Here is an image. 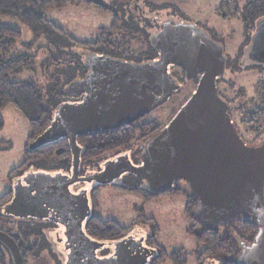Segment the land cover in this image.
Instances as JSON below:
<instances>
[{
	"label": "water",
	"instance_id": "1",
	"mask_svg": "<svg viewBox=\"0 0 264 264\" xmlns=\"http://www.w3.org/2000/svg\"><path fill=\"white\" fill-rule=\"evenodd\" d=\"M151 44L159 54L157 60L136 63L108 56L88 60L90 72L68 86V94L83 95L82 101L61 104L49 128L29 145V150H34L66 139L73 156L71 176H31V180L40 179L50 186L49 195L30 188L28 178L24 191L16 192L8 209L20 208L15 215L27 217L36 216L28 212L36 204L37 212L54 208L59 215L75 217L68 218L69 234L86 241L81 216L89 215L88 196L85 191L73 195L70 186L79 182L107 186L131 174L142 180L149 192L159 195L182 180L197 201L195 216L199 220L255 222L258 233L251 245L242 248L239 258L243 264H264V138L247 144L229 114L231 105L219 93L217 80L227 67L223 46L194 24L174 26L153 36ZM248 53L253 62L264 66V20L257 25ZM171 67H180L186 79H198V83L170 122L147 140L140 163L135 165L128 155L120 156L106 163L101 173L79 178L77 138L129 126L167 103L179 91ZM157 90L160 95L155 94ZM47 196L54 207L46 204ZM0 242L9 250L13 264H23L11 237L0 232ZM132 257L145 264L138 255ZM119 259L98 260L96 264H120Z\"/></svg>",
	"mask_w": 264,
	"mask_h": 264
},
{
	"label": "flooded vegetation",
	"instance_id": "2",
	"mask_svg": "<svg viewBox=\"0 0 264 264\" xmlns=\"http://www.w3.org/2000/svg\"><path fill=\"white\" fill-rule=\"evenodd\" d=\"M88 1L92 3L91 5L95 9H97L96 7L100 6L105 7L106 11L102 12L111 14L113 17V23L108 28L100 29V37H98L96 41L92 42L93 45L91 48L72 54L76 57L75 62L78 64L77 73L73 76L72 82L81 81L90 72L87 63L88 60L94 56H108L113 59L136 63L157 60L159 58V54L151 44L152 37L159 33L167 32L172 27L179 24L196 25L198 28L205 31L215 43L222 45L225 53V43L219 39L218 35L215 34L214 31L208 30L206 27L202 26L203 24H201L199 20H190L180 17L185 15V13L180 11L183 15L179 14L176 9L175 10L177 13L175 14L174 11H172L174 9H163L164 7L162 6L157 7L151 2V0H125L124 2L120 1L117 4H114L117 0H104L103 2H99L98 0ZM248 2L249 0H221L219 5L216 7V12L219 14L222 20H237L242 23L244 30L239 58L238 60H230L226 55L227 66L229 63L236 66L237 62L240 60L243 61L244 50H246L247 46L252 42L257 25L259 24V22H256L254 30L252 29L251 32H246V25L248 24L242 21L241 12L245 11L244 8L247 6ZM164 5L172 6L171 4ZM116 21L118 22L116 23ZM115 24L117 30L112 31ZM247 68H250L256 74H260L264 79V70L262 68L255 69L249 66L244 67L241 72ZM170 74L179 85L180 91L182 87L180 79L185 77L184 71L180 67H171ZM226 80H228L227 68L225 75L217 80V85L222 98H225L224 96L227 93L226 90L228 85ZM193 81H195L196 84L198 83V79ZM261 82L264 83V81ZM68 88L69 87H67V94ZM243 92L246 94L244 89ZM260 93V104L262 105L259 106L254 107V103H252V101L248 103L246 97L243 95H239L236 98V105L231 102L236 107L231 106L229 114L232 117V120L235 123L241 137L247 144H254L255 142H258L259 139L264 137V92L260 91ZM155 94L160 95V92L157 90L155 91ZM62 99L65 100L64 103H79L82 101L83 95L68 94L64 95ZM258 103L256 104L258 105ZM250 104L253 105V109L251 111L249 110L250 108H247L250 106ZM176 113L177 111L173 113V116ZM254 114L262 116V124H257L258 120H256V116L255 118L253 117ZM173 116L170 117L169 120H171ZM243 116H245V118L247 117V119H243ZM147 117L142 118L131 125H137L140 122H146L145 119ZM239 117H242V120ZM244 121L251 124L254 122L255 126L257 127L253 133L254 139L252 140H249V137H247L244 133L242 134L241 132L242 128H240V125L244 126ZM163 127L164 126L162 125L161 129ZM78 146L80 148L78 176L81 179L90 178L101 173L104 170L106 163L113 161L120 156L128 155L135 165L140 163L139 158L141 151L138 153L140 144H133L128 150L121 148L119 150L106 151L100 156L99 159L93 158L89 161H83L82 156L85 149L80 145ZM70 154L71 158L68 159V161L61 159V161H57V164L52 165L50 168L38 170L32 167L22 173L17 174L15 177H9V192L1 197L3 200L0 204V232L7 234L15 241L20 250L23 264H41L39 259L43 254L47 255L54 264H96L98 260H111L114 262L119 258V260H121L120 264H140L137 260H135V258L132 257V255H138L140 258L144 259L145 264H157L160 259V247L156 244L154 246L153 240L151 239L153 234H145L140 225L143 222L140 223L135 221L136 223L130 225V227L123 226L129 230L126 232V234H124V236L122 235L119 238H103L99 240L93 236L91 231L88 229V223L92 224V222H94L96 219H100L104 222H116L102 220L96 215L95 212L97 207L94 193L104 187L96 182H79L69 187V190L73 195H79L81 192L85 191L88 196L90 207L89 215L81 216L82 219H84L82 222V230L84 236L87 238L86 241L83 239L78 240L74 235L69 234L70 231L67 229V226L70 223V220H68V218L71 217L75 219V217L70 215L69 217H65L62 213L59 215L54 208H52V210H46L47 212H37L36 209L39 208V204H36L28 211L29 213L32 212L33 215L36 216L29 215L27 217H17L15 215V213H18L20 208L15 209L12 207L8 209V206L14 200L16 192L21 193L24 191L23 188L27 186L26 179L30 178L31 176L42 174L51 175L54 177L58 174H61L63 176L70 177L73 169V156L71 150ZM120 179L123 178L121 177ZM181 181L182 180H179L175 184L180 185L179 182ZM29 182H32L30 188L36 189L37 191L38 189H41L40 192L44 194L48 193L50 186L43 180L37 179L33 181L30 178ZM29 182L27 181V183ZM116 184L119 183L115 182L114 185ZM45 201L47 205L54 207V203L48 199V196ZM25 214H27V212H25ZM84 241L85 243L81 244ZM1 245L3 244L0 242V246ZM7 251L9 252L8 249ZM9 255V263L7 262V264H13L10 252ZM207 263L213 264L214 262ZM114 264L118 263L115 262Z\"/></svg>",
	"mask_w": 264,
	"mask_h": 264
},
{
	"label": "rangeland",
	"instance_id": "3",
	"mask_svg": "<svg viewBox=\"0 0 264 264\" xmlns=\"http://www.w3.org/2000/svg\"><path fill=\"white\" fill-rule=\"evenodd\" d=\"M103 2L104 0H98ZM124 2L117 0L114 4ZM221 0H151L157 7L174 9L185 15L184 19L199 20L202 26L214 31L219 39L225 43V55L230 60L239 58L244 30L241 22L234 19L222 20L216 12V7ZM171 4L172 6H165ZM177 12H176V10ZM181 11V12H180ZM47 20L61 28L66 36L45 32L38 37L32 28L21 20L8 16H0V24L17 28L21 32V38L17 41L14 51L10 56L28 55L34 65L32 70H25L10 77L15 82H34L41 91L44 105L53 104V85L57 90L77 71L75 54L81 50L92 47V42L100 37V29L108 28L113 23L111 14H106L95 9L91 4H69L63 9L49 10L45 13ZM74 41V42H73ZM75 42L77 44H75ZM80 44V45H79ZM137 48V47H135ZM138 52V51H137ZM59 60V61H58ZM59 64H58V63ZM181 78V77H180ZM232 87L229 94L234 99L236 89L241 87L246 91V96L252 103L259 102L260 91L264 92V81L260 74H256L250 68L242 72H233L229 75ZM181 90L174 93L171 100L153 111L146 122L155 121L159 126L167 125L175 111L190 98L197 84L185 77L180 79ZM259 83V84H258ZM229 85V83H228ZM253 107L250 104L248 108ZM3 126L0 128V198L9 192V175L24 161L28 138L31 135V127L27 118L14 106H7L2 110ZM242 120V117H239ZM245 116H243V119ZM247 119V117L245 118ZM240 125L242 134L249 140L254 139L257 129L254 122L244 121ZM260 125L262 122L257 121ZM117 183L133 185L132 178L118 179ZM181 188H186L185 182H179ZM186 199L182 195H163L150 201L133 192L115 190L111 186H104L99 190L96 215L105 221H116L122 226L130 227L139 220L141 211L145 220L139 221L146 235H151L156 230L155 242L160 248L170 255L174 251L183 250L187 264H198L197 256L204 250V245L196 242L194 237L188 234L191 226L186 213ZM210 228L222 231V226H216L210 222ZM41 264H54L50 258L43 254L39 259ZM164 264H172L166 261Z\"/></svg>",
	"mask_w": 264,
	"mask_h": 264
},
{
	"label": "trees",
	"instance_id": "4",
	"mask_svg": "<svg viewBox=\"0 0 264 264\" xmlns=\"http://www.w3.org/2000/svg\"><path fill=\"white\" fill-rule=\"evenodd\" d=\"M71 3L92 4L88 0H0V16H8L21 20L24 24L32 28L37 37L45 32L66 36L61 28L46 19L45 13L49 10L63 9ZM96 8L101 11H106L103 6ZM244 10L245 11L241 12V18L244 23L248 24L246 25V32H251L252 29L254 30L256 22L258 23L264 20V0H249ZM117 22L118 21H116V23ZM115 30H117L116 24L113 26L112 31ZM20 38L21 32L17 28L0 24V128L3 126L2 110L7 106H14L20 111L27 118L31 127V135L28 138L24 162L10 173V178L32 167L42 170L56 165L57 161H61V159L68 161V159L71 158L69 143L66 139H61L34 150H29V145L49 128L56 110L65 102L62 98L64 95H68L67 87L73 81V76L77 71L75 70L72 72V75L59 91H56L57 85H53V104L47 108L44 105L41 91L34 82H15L10 79L11 76L17 75L25 70H32L34 65L32 59L28 55L10 56ZM75 44L77 43L75 42ZM249 45L246 50H244L243 61L240 60L237 62L236 66L229 63L226 67L228 78L226 82L227 85L228 83L229 85L226 90L227 93L224 96L227 100L224 99L233 107H236L234 104L236 105V98L239 95L246 97L248 103L251 102V100H249L243 92L242 87L236 89L234 99L231 98L229 87H232V81L231 79L229 80V75L233 72H241L244 67L249 66L255 69L262 68L264 70V66L253 62L249 58ZM259 100L261 99L259 98ZM253 105L255 107L262 104H260L259 101L258 105ZM252 109L253 107L249 110L251 111ZM255 116L257 117L256 120L262 122V116L254 114L253 117L255 118ZM161 127L158 126L155 121L147 123L140 122L137 125L124 126L116 131L79 136L77 138V143L85 149L82 156L83 161H89L93 158L99 159L106 151L119 150L121 148L128 150L133 144H140V148H138V153H140L147 140L158 133ZM263 138L264 137L259 139L258 142L262 141ZM125 177L132 178L134 184L132 186H124L122 184L114 185V183L110 186L115 190L133 192L143 197L145 201H150L163 195H182L185 197V213L191 222L188 234L194 237L197 243L204 245V250L197 256L198 264H208L207 262H214L213 264H243L239 258L240 252L244 246L252 244L258 233V227L251 219L228 223L211 222L216 226L223 227L222 231L218 230L217 227L213 229L209 226L210 222L201 221L195 216L197 201L190 195L188 187L183 189L175 184L172 189L166 191L164 194L158 195L149 192L145 183L134 175L126 174L122 176V178ZM94 194L97 207L99 190ZM2 200L1 198L0 204ZM141 213L137 222L145 220L144 212L141 211ZM135 223L136 222H134V224ZM87 226L93 236L99 240L103 238H119L122 235L124 236L129 230L116 222H104L100 219H96L92 224L88 223ZM154 231L155 233H152L151 239L155 246L156 230H153V232ZM159 252L160 259L157 264H162L166 260H169L172 264H187L183 250L174 251L170 255L165 252L164 248H160ZM9 258L10 255L6 247L1 245L0 264L9 263Z\"/></svg>",
	"mask_w": 264,
	"mask_h": 264
}]
</instances>
